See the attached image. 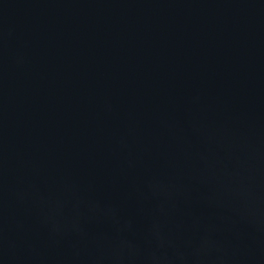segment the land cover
<instances>
[{
  "label": "water",
  "instance_id": "obj_1",
  "mask_svg": "<svg viewBox=\"0 0 264 264\" xmlns=\"http://www.w3.org/2000/svg\"><path fill=\"white\" fill-rule=\"evenodd\" d=\"M0 264H264V0H0Z\"/></svg>",
  "mask_w": 264,
  "mask_h": 264
},
{
  "label": "bare ground",
  "instance_id": "obj_2",
  "mask_svg": "<svg viewBox=\"0 0 264 264\" xmlns=\"http://www.w3.org/2000/svg\"><path fill=\"white\" fill-rule=\"evenodd\" d=\"M191 204V218H194V216L196 215V212L198 211V206L195 203H190ZM194 228L197 230H194L197 233L202 234L200 231H202V228L198 225V224H194Z\"/></svg>",
  "mask_w": 264,
  "mask_h": 264
}]
</instances>
